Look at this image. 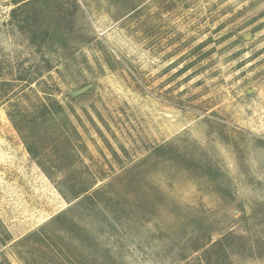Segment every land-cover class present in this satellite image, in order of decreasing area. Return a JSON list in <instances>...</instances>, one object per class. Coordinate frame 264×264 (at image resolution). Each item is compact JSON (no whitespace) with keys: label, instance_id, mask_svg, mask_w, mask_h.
<instances>
[{"label":"rangeland","instance_id":"rangeland-1","mask_svg":"<svg viewBox=\"0 0 264 264\" xmlns=\"http://www.w3.org/2000/svg\"><path fill=\"white\" fill-rule=\"evenodd\" d=\"M0 264H264V0H0Z\"/></svg>","mask_w":264,"mask_h":264},{"label":"water","instance_id":"water-1","mask_svg":"<svg viewBox=\"0 0 264 264\" xmlns=\"http://www.w3.org/2000/svg\"><path fill=\"white\" fill-rule=\"evenodd\" d=\"M87 89H88V87L86 89H83L81 91L76 92L75 95L80 94V93H84Z\"/></svg>","mask_w":264,"mask_h":264}]
</instances>
